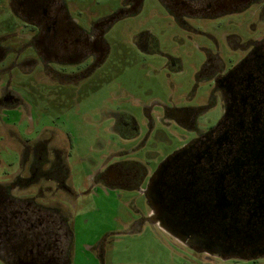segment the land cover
<instances>
[{
	"label": "rangeland",
	"instance_id": "obj_1",
	"mask_svg": "<svg viewBox=\"0 0 264 264\" xmlns=\"http://www.w3.org/2000/svg\"><path fill=\"white\" fill-rule=\"evenodd\" d=\"M65 1L70 16L86 24L111 16L122 0ZM258 14L249 7L215 17H190L184 28L155 0H145L138 13L109 28L105 34L109 53L101 66L76 83L60 84L45 79L39 67L26 71L28 26L12 13L10 0H0V43L21 48L19 55L11 51L0 60V89L19 97V102L0 107V186L12 183L19 171L21 177L27 176L29 162L20 160L26 140L46 133L50 148H60L61 166L53 170L59 184L55 181V187L34 198V204L48 202L51 213L67 217L71 236L69 242L67 235L63 237L62 243L61 230L60 245L63 253L68 252V264H264V255L221 258L196 252L149 220L148 201L136 188L92 184L107 158L109 164L134 158L153 169L163 156L220 119L219 95L212 80L203 77L202 65L211 61L230 69L249 40L264 36V17ZM141 31L151 35L153 51L133 45ZM87 62L67 65L66 72ZM165 108L194 110L195 127L164 121ZM112 113L136 121L140 131L133 141L111 131ZM145 136L143 146L132 151Z\"/></svg>",
	"mask_w": 264,
	"mask_h": 264
},
{
	"label": "flooded vegetation",
	"instance_id": "obj_2",
	"mask_svg": "<svg viewBox=\"0 0 264 264\" xmlns=\"http://www.w3.org/2000/svg\"><path fill=\"white\" fill-rule=\"evenodd\" d=\"M144 2L122 0L111 16L80 24L70 16L65 0H10L12 13L28 26V56L24 59L30 66L26 71L33 73L39 67L45 79L60 84L88 77L109 53L105 39L109 28L118 19L138 13ZM155 2L184 28L190 17H215L249 7L264 17V0ZM132 42L140 51H153L147 31L139 32ZM1 44V61L11 51L21 53V48ZM247 45L230 69L211 61L202 65L203 77L212 80L222 105V115L214 125L163 156L153 169L134 158L111 164L107 158L92 177L93 185L136 188L148 201L149 220L153 215L160 217L164 207L175 201L173 213L186 223L180 229L183 240L175 239L196 252L221 258L264 255V36L249 40ZM84 60L88 62L83 68L66 72L67 65ZM18 100L12 91L0 89V107ZM110 116L111 131L120 138L133 141L138 136L140 129L132 117L120 113ZM162 116L166 122L195 127V111L190 108H165ZM45 134L34 141L26 140L20 151V160L29 162L27 176L21 177L19 171L12 183L0 186L1 264H68V252L63 253L60 245L61 230L62 243L63 237L67 235L69 242L71 236L67 217L63 212L60 216L51 213L48 202L34 204V198L55 187V181L59 184L53 170L61 166L62 159L54 160L53 151H61L50 148ZM141 140L132 151L142 147L147 136ZM50 157L52 162L48 163ZM34 186L37 194L32 192ZM7 187L14 191H7Z\"/></svg>",
	"mask_w": 264,
	"mask_h": 264
},
{
	"label": "water",
	"instance_id": "obj_3",
	"mask_svg": "<svg viewBox=\"0 0 264 264\" xmlns=\"http://www.w3.org/2000/svg\"><path fill=\"white\" fill-rule=\"evenodd\" d=\"M2 56V52H0V59ZM168 205L169 206L164 207V211H166H162L159 215L160 217L153 215L150 216V219L153 223L159 224L165 232L169 233L174 238L183 240V238L180 237V229L183 228L186 223L183 221V218L174 215L173 207L176 206L175 201H170ZM163 206L164 204L162 203V207Z\"/></svg>",
	"mask_w": 264,
	"mask_h": 264
},
{
	"label": "trees",
	"instance_id": "obj_4",
	"mask_svg": "<svg viewBox=\"0 0 264 264\" xmlns=\"http://www.w3.org/2000/svg\"><path fill=\"white\" fill-rule=\"evenodd\" d=\"M53 154H54V157H53L54 160L58 161L59 159H63V156H62L61 152H57L56 150H54Z\"/></svg>",
	"mask_w": 264,
	"mask_h": 264
}]
</instances>
